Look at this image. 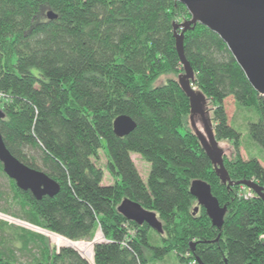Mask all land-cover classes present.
Here are the masks:
<instances>
[{"label":"trees","instance_id":"1","mask_svg":"<svg viewBox=\"0 0 264 264\" xmlns=\"http://www.w3.org/2000/svg\"><path fill=\"white\" fill-rule=\"evenodd\" d=\"M49 12L56 19L49 21ZM189 18L174 0H0V135L10 155L60 187L36 201L9 180L14 197L29 229L70 241L91 261L62 241L51 240L55 250L43 235L20 231L42 246V258L29 264H160L171 254L180 264H264L263 201L221 184L189 123L172 28ZM183 38L192 88L211 106L216 141L234 146L231 157L222 156L228 178L252 181L264 192V168L240 156L241 135L224 107L231 98L236 111L253 113L248 134L264 150V96L205 26L196 24ZM163 76L173 78L153 86ZM121 115L135 129L120 139L112 124ZM101 139L113 178L108 186L93 162ZM134 154L149 165L145 182ZM193 182L208 185L226 207L220 230L203 208L194 212ZM121 203L154 213L162 234L127 220ZM96 232L102 242L79 246ZM0 264L17 263L0 253Z\"/></svg>","mask_w":264,"mask_h":264},{"label":"water","instance_id":"2","mask_svg":"<svg viewBox=\"0 0 264 264\" xmlns=\"http://www.w3.org/2000/svg\"><path fill=\"white\" fill-rule=\"evenodd\" d=\"M185 6L190 18L181 24L173 23V37L175 50L181 61L182 75L177 77L182 93L188 98L190 104L189 123L194 135L197 137L204 154L214 168L221 184L250 188L255 196L263 201V188L254 182L232 183L223 166V150L218 146L213 132V124L208 114V102L202 92L192 88L194 72L185 59L183 49V34L193 30L196 24L206 27L216 34L228 48L232 58L242 69L250 86L259 96H264V0H174ZM49 21L56 19L52 12L47 14ZM0 109V120L4 118ZM201 126V130L198 125ZM135 123L129 117L121 115L113 121V134L117 138L129 135L135 129ZM0 165L2 171L16 188L23 193L29 192L37 201L42 197H54L59 192V186L44 173L24 166L19 160L10 155L0 135ZM197 206L206 212L212 227L220 230L226 207H220L219 202L211 194L208 185L202 182H193L190 190ZM132 210H124V203L118 211L135 225L149 226L156 234H162V225L154 213L145 211L139 204H132ZM99 242H93V246ZM70 248V247H69ZM93 248V247H92ZM75 250V249H74ZM93 256V255H92Z\"/></svg>","mask_w":264,"mask_h":264},{"label":"rangeland","instance_id":"3","mask_svg":"<svg viewBox=\"0 0 264 264\" xmlns=\"http://www.w3.org/2000/svg\"><path fill=\"white\" fill-rule=\"evenodd\" d=\"M182 22L178 23L181 24ZM172 76H163L159 78L156 82H154L153 86H162L165 84L167 79H172ZM225 113L228 115V122L232 125L235 131L241 135L240 137V149L239 154L242 153L244 158H257L262 164H264V150L257 144L252 141L248 134V124L255 122L256 117L247 112H244L242 109L236 111L234 102H232L231 98L224 100ZM208 114L211 115V106L208 103L207 106ZM199 129L201 130V126L197 124ZM101 149L98 151L97 158H93V162L97 165V167L104 173L102 183L104 186L112 185L113 178L106 171V154L105 150V141L101 139ZM218 146L223 150L225 156L231 157L234 152V146L232 145V141L222 140L218 143ZM241 156V157H242ZM131 161L135 164L137 172H139L141 180L143 182L146 181L148 175L149 165L146 162L140 160L139 156L134 154L131 155ZM243 159V158H242ZM245 160V159H244ZM38 166L39 163L37 164ZM24 213L19 205L18 199L14 197L13 188H11L8 177L0 173V253L3 255H12L14 257L15 262L18 264H29L30 262L40 260L42 257V246L40 243L27 240L25 237H21L19 235L21 232H30L33 234H41L43 235L47 241L49 246L58 250L53 240L51 233H47L45 231H34L28 228V223L24 220ZM4 223H8L10 225V229H5L3 227ZM22 223V225H20ZM25 226V227H23ZM31 226V225H30ZM33 227V226H32ZM36 228V227H34ZM37 229V228H36ZM39 230V229H38ZM56 236V235H55ZM151 237L152 234H150ZM60 238V237H59ZM62 238V237H61ZM64 239V238H63ZM94 240L92 242H77L80 247L83 248V244H91L93 242H102L103 239L99 232H96L94 235ZM151 238V242H152ZM68 241V240H67ZM70 242V241H69ZM73 242V241H72ZM77 245V244H76ZM68 247V246H67ZM93 247V246H92ZM72 249V248H71ZM147 254V253H146ZM160 264H180L178 259L173 255H169L165 257L164 261Z\"/></svg>","mask_w":264,"mask_h":264},{"label":"built area","instance_id":"4","mask_svg":"<svg viewBox=\"0 0 264 264\" xmlns=\"http://www.w3.org/2000/svg\"><path fill=\"white\" fill-rule=\"evenodd\" d=\"M254 196H255V194L250 188H247L245 186L240 187L239 197H242L243 199H248V198H252Z\"/></svg>","mask_w":264,"mask_h":264},{"label":"bare ground","instance_id":"5","mask_svg":"<svg viewBox=\"0 0 264 264\" xmlns=\"http://www.w3.org/2000/svg\"><path fill=\"white\" fill-rule=\"evenodd\" d=\"M244 187V186H243ZM54 240H57V241H62V242H64L66 245H68L69 247H71V248H73V249H75L76 251H78V249L77 248H75L73 245H72V243L71 242H69V241H67V240H65V239H63V238H59V237H54L53 238ZM79 253H80V251H78ZM80 255L83 257V258H85L89 263H91V261H89L88 260V258H86L85 256H83L81 253H80Z\"/></svg>","mask_w":264,"mask_h":264},{"label":"crops","instance_id":"6","mask_svg":"<svg viewBox=\"0 0 264 264\" xmlns=\"http://www.w3.org/2000/svg\"><path fill=\"white\" fill-rule=\"evenodd\" d=\"M224 103H225V102H224ZM227 117H228V115H227ZM240 156H242V153H240ZM242 158L245 159V160H247V158H244L243 156H242ZM257 160H258V159H257ZM258 162H259L260 165L263 166V168H264V164H262L259 160H258Z\"/></svg>","mask_w":264,"mask_h":264}]
</instances>
